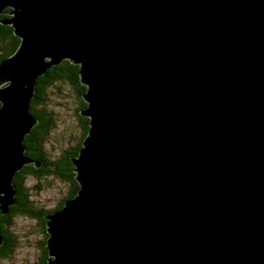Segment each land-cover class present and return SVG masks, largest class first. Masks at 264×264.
I'll return each instance as SVG.
<instances>
[{"label": "water", "instance_id": "95a60500", "mask_svg": "<svg viewBox=\"0 0 264 264\" xmlns=\"http://www.w3.org/2000/svg\"><path fill=\"white\" fill-rule=\"evenodd\" d=\"M0 14L19 38L0 59L2 214L15 173L41 165L22 140L36 78L67 59L85 86L79 188L44 215L46 264H264V0H0Z\"/></svg>", "mask_w": 264, "mask_h": 264}, {"label": "rangeland", "instance_id": "374dc122", "mask_svg": "<svg viewBox=\"0 0 264 264\" xmlns=\"http://www.w3.org/2000/svg\"><path fill=\"white\" fill-rule=\"evenodd\" d=\"M0 16H3V14ZM38 78L39 76L36 78L35 93ZM54 83L55 84H52L47 89H44V102L41 105L35 106L37 112L44 111L45 115L49 117L52 122L44 143L45 154L52 161L58 160L64 156L65 150H74V148L81 143L82 138L87 133L88 129L85 132V125L87 127L89 126V118L82 116L77 112L85 106L87 107V101L83 100L81 95L70 84L61 82L60 80H57ZM81 102H85L83 108L81 107ZM32 127L30 126L29 129L31 130ZM29 129L24 133L22 138L23 141L25 136L30 133ZM17 172L13 176V179ZM25 187L28 188V198L32 201V204L36 208L45 210V214L55 210L60 202H62L63 206V201L66 198H72L77 193L75 192L72 197H67L73 185L54 175H42L39 177L28 176L25 179ZM13 205L14 204H10L9 209L12 208ZM45 222H41V220L27 215L16 214L12 219L10 228H8L11 232L10 239H6L5 235L0 233L3 236L0 249H3V247L8 245V248L12 246L13 249L6 256L0 257V264H40L41 262L42 264H46L47 256L49 259H53V255H47V246L45 245V242L49 233L46 231L45 227H47V225H45ZM43 248H46L45 254ZM44 255L45 259L43 258Z\"/></svg>", "mask_w": 264, "mask_h": 264}, {"label": "trees", "instance_id": "16d2710c", "mask_svg": "<svg viewBox=\"0 0 264 264\" xmlns=\"http://www.w3.org/2000/svg\"><path fill=\"white\" fill-rule=\"evenodd\" d=\"M3 17V16H0ZM19 43V38L12 33V28L9 25L0 24V59L7 57L14 51ZM78 76V65L72 64L67 59H63L60 63L52 66L46 72L39 76L37 81V89L33 98L30 101V111L37 118V123L32 127L30 133L24 138V146L26 148V154L32 158L40 159L42 164L39 168H34L32 164L25 165L13 179L17 193L16 202L12 208L9 209L7 214L0 212V233L5 235L6 239L11 237V232L8 230L12 224V219L16 214H23L29 217L37 218L41 222H45L44 214L45 210L36 208L32 201L28 198V188L25 187V179L28 176L39 177L42 175H54L63 179L73 185L71 187L67 197H72L78 188V184L75 181L74 166L71 161V157L77 154L80 143L74 148V150H65L64 156L58 160H50L44 151V143L46 141V135L51 127V120L47 117L44 111L37 112L35 106L41 105L44 100V89H47L54 82L60 80L70 84L75 90L82 94L85 90V86L80 84ZM85 106V102H81V107ZM85 132L87 126L84 127ZM85 134V133H84ZM62 206V202L56 206L58 209ZM8 246L0 249V257L6 256L13 249L12 246ZM44 254L46 248H43ZM45 259V255L43 257Z\"/></svg>", "mask_w": 264, "mask_h": 264}, {"label": "flooded vegetation", "instance_id": "af4514ba", "mask_svg": "<svg viewBox=\"0 0 264 264\" xmlns=\"http://www.w3.org/2000/svg\"><path fill=\"white\" fill-rule=\"evenodd\" d=\"M3 16H6L5 14H3Z\"/></svg>", "mask_w": 264, "mask_h": 264}, {"label": "bare ground", "instance_id": "6f19581e", "mask_svg": "<svg viewBox=\"0 0 264 264\" xmlns=\"http://www.w3.org/2000/svg\"><path fill=\"white\" fill-rule=\"evenodd\" d=\"M1 15V14H0Z\"/></svg>", "mask_w": 264, "mask_h": 264}]
</instances>
